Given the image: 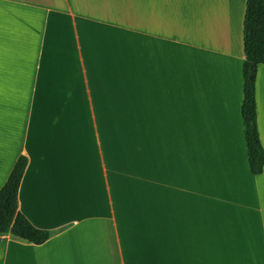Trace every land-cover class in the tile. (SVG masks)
Here are the masks:
<instances>
[{
  "label": "crops",
  "instance_id": "obj_1",
  "mask_svg": "<svg viewBox=\"0 0 264 264\" xmlns=\"http://www.w3.org/2000/svg\"><path fill=\"white\" fill-rule=\"evenodd\" d=\"M246 0H0V188L45 242L0 264H264L240 113ZM264 147V65L255 73Z\"/></svg>",
  "mask_w": 264,
  "mask_h": 264
},
{
  "label": "trees",
  "instance_id": "obj_2",
  "mask_svg": "<svg viewBox=\"0 0 264 264\" xmlns=\"http://www.w3.org/2000/svg\"><path fill=\"white\" fill-rule=\"evenodd\" d=\"M243 45L240 113L249 170L257 175L264 166V147L257 129L255 102L256 68L259 64L264 65V0H246ZM26 165L27 157L19 155L0 188V236L10 233L11 237L19 241L41 244L50 238L53 231L35 227L18 209V189Z\"/></svg>",
  "mask_w": 264,
  "mask_h": 264
},
{
  "label": "water",
  "instance_id": "obj_3",
  "mask_svg": "<svg viewBox=\"0 0 264 264\" xmlns=\"http://www.w3.org/2000/svg\"><path fill=\"white\" fill-rule=\"evenodd\" d=\"M251 66H253V64H251ZM11 230H12V228H11Z\"/></svg>",
  "mask_w": 264,
  "mask_h": 264
}]
</instances>
